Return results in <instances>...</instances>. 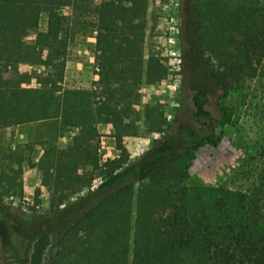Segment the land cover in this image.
Returning <instances> with one entry per match:
<instances>
[{
	"label": "trees",
	"instance_id": "1",
	"mask_svg": "<svg viewBox=\"0 0 264 264\" xmlns=\"http://www.w3.org/2000/svg\"><path fill=\"white\" fill-rule=\"evenodd\" d=\"M74 3L0 0V129L44 125L35 160L49 191L47 211L16 223L2 197L20 199L17 178L34 149L28 142L0 148V238L14 264H264V233L227 224L216 237L185 207L194 151L215 146L230 118L220 103L213 118L206 88L183 97L204 133L181 127L131 162L123 150L100 160L97 124L109 125L115 140L137 135L139 87L159 83L166 68L151 51L143 58L147 0H99L92 7L96 79L88 88L62 87L68 35L61 9ZM181 11L193 33L190 41L184 34L185 52L206 62L205 74L223 99L261 60L264 9L258 0H183ZM32 77L37 85L23 87ZM142 121L163 123L161 107L146 103ZM94 175L100 180L88 188ZM22 238L26 255L18 251Z\"/></svg>",
	"mask_w": 264,
	"mask_h": 264
},
{
	"label": "rangeland",
	"instance_id": "2",
	"mask_svg": "<svg viewBox=\"0 0 264 264\" xmlns=\"http://www.w3.org/2000/svg\"><path fill=\"white\" fill-rule=\"evenodd\" d=\"M98 1L74 0L73 7L61 9L63 33L68 35L66 63L60 82L62 87H91V77L96 69L93 62L95 33L92 7ZM182 2L147 0L143 58L146 59L149 51L157 54L166 68L165 77L157 84L142 83L139 87V119L135 122L137 135L121 136L115 140L109 125L97 124L100 160L118 158L123 150L125 163L131 162L156 139L165 138L181 127L189 126L204 133L205 127L193 119L192 107L183 97L197 88H206V108L213 118H219V103L226 108L230 118L222 125L223 135L215 146L206 144L194 151V159L187 168L186 210L208 222L216 237L224 232L227 224L235 228L238 227L235 225L245 226L255 235L264 233V52L245 80L235 83L225 98L218 99L219 90L205 74L206 62L197 53L185 52L189 42L184 34H188L190 41L193 33L183 24ZM258 2L264 9V0ZM44 21L42 17L39 22L41 29L44 28ZM25 69L28 67L20 66V70ZM36 85L33 77L22 84L23 87ZM149 102L161 107L163 123L142 121L143 106ZM42 127L41 123L30 122L0 129V148L12 149L26 142L32 144V162L22 167L17 178L21 183L20 198L34 201L36 198V202L47 211L49 191L40 184L35 160V155L42 151L39 143ZM62 137L57 141L60 142ZM74 176L69 174V178ZM99 180L94 175L88 188L94 187ZM86 189L82 188L81 192ZM12 195L17 196L16 193ZM6 198L7 194L3 195L5 206L8 204ZM219 199L222 204L217 203ZM8 210L16 223H26L33 217L21 210ZM27 243L22 238L18 245V251L25 255L29 252ZM13 260L14 256L2 245L0 238V264H14Z\"/></svg>",
	"mask_w": 264,
	"mask_h": 264
},
{
	"label": "built area",
	"instance_id": "3",
	"mask_svg": "<svg viewBox=\"0 0 264 264\" xmlns=\"http://www.w3.org/2000/svg\"><path fill=\"white\" fill-rule=\"evenodd\" d=\"M9 206L15 211H23L28 215H39L45 212L42 205L35 202L33 199L16 198L13 195H9L6 198Z\"/></svg>",
	"mask_w": 264,
	"mask_h": 264
},
{
	"label": "crops",
	"instance_id": "4",
	"mask_svg": "<svg viewBox=\"0 0 264 264\" xmlns=\"http://www.w3.org/2000/svg\"><path fill=\"white\" fill-rule=\"evenodd\" d=\"M94 79H96V75H92V77H91V82H92ZM90 84H91V83H90Z\"/></svg>",
	"mask_w": 264,
	"mask_h": 264
}]
</instances>
